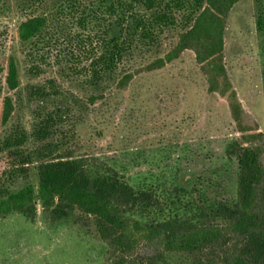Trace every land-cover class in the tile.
Masks as SVG:
<instances>
[{
	"label": "rangeland",
	"instance_id": "1",
	"mask_svg": "<svg viewBox=\"0 0 264 264\" xmlns=\"http://www.w3.org/2000/svg\"><path fill=\"white\" fill-rule=\"evenodd\" d=\"M64 1L2 0L0 5V188L16 192L32 185L37 191L39 145L75 132L82 155L107 163L134 186L156 188L160 198L180 188L195 198L233 200L238 163L226 150L245 140L230 109L232 91L264 167V37L256 0H241L226 20L223 55L231 91L225 96L210 91L191 50L161 70H147L156 53L165 57L175 49L178 29L167 31L156 50L126 57L115 74L95 83L88 67L100 51V36L85 51L76 49L73 39L80 30L65 12L56 13ZM39 15L48 17L47 28L23 44L20 25ZM12 61L19 78L14 91L7 85ZM127 75L133 79L120 87ZM7 99L12 114L1 124ZM11 150L29 155L30 163L22 167L9 156ZM36 203L33 221L20 214L0 218V264H108V246L88 218L75 214L51 223L37 192ZM136 240L135 258L163 251L157 237L139 234Z\"/></svg>",
	"mask_w": 264,
	"mask_h": 264
},
{
	"label": "trees",
	"instance_id": "2",
	"mask_svg": "<svg viewBox=\"0 0 264 264\" xmlns=\"http://www.w3.org/2000/svg\"><path fill=\"white\" fill-rule=\"evenodd\" d=\"M240 1L65 0L56 13L65 12L80 30L73 39L79 51H85L92 38L100 36V51L88 67L89 78L95 83L115 74L126 57L133 59L138 51L156 50L167 31L178 29L180 38L175 49L165 57L156 53L147 70H161L179 54L191 50L208 76L210 91L225 96L231 91V83L224 65V32L227 17ZM256 5L258 29L264 37V0H256ZM47 26L46 15L27 18L19 27L21 42L37 39ZM132 79L133 75H127L120 87ZM7 85L13 91L19 87L14 61ZM229 101L245 140L230 143L226 150L227 157L238 163L233 200L195 198L192 192L180 188L168 199L160 198L156 188L134 186L107 163L82 155L77 135L72 132L62 141L39 145L37 191L32 185L16 192L0 188V218L20 214L33 221L37 192L45 218L51 223L67 221L75 214L91 221L108 246V264H264L262 152L251 145L249 138L255 135L245 134L249 127L244 125V111L235 92L230 93ZM12 109L7 99L1 124L10 120ZM7 152L22 167L30 163L23 151ZM139 234L160 239L162 253L135 258Z\"/></svg>",
	"mask_w": 264,
	"mask_h": 264
}]
</instances>
